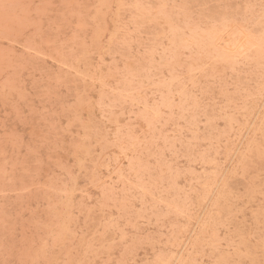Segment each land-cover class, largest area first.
<instances>
[{
	"label": "rangeland",
	"instance_id": "374dc122",
	"mask_svg": "<svg viewBox=\"0 0 264 264\" xmlns=\"http://www.w3.org/2000/svg\"><path fill=\"white\" fill-rule=\"evenodd\" d=\"M119 2L0 0V261L50 258L150 264L166 259L207 264L217 258L218 250L222 249L221 256L229 251L237 227L252 229L255 221L253 231L259 240V220L253 217V209L260 207L258 184L257 194L244 199L249 181L241 178L242 171L233 175L243 169L249 153L255 157L254 163L249 162L259 178L264 105L258 64L247 69L243 84L233 89L240 107L248 108L242 122L231 123L236 105L213 103L198 125L192 123L190 113L187 120L179 121L186 129L179 140L178 128H166L168 142L161 139L151 153L146 147L138 150L130 167V154L122 153L119 145L130 143L131 132L138 135L147 127L139 104H132L139 94L136 85L116 71L119 58L111 54L102 58V48L94 41L123 27L120 18L135 11L107 6ZM143 2L171 5L167 14L180 29L175 43L188 41L195 46L196 62L188 61L194 72L216 66L221 72L227 69V80L239 50L258 43V37L231 31L214 11L199 7L201 0ZM203 2L216 5L220 0ZM229 2L258 4L259 0ZM188 4L194 7H184ZM136 15L147 17L143 11ZM85 21L89 27H78ZM168 23L153 25L161 39L171 31L165 27ZM161 91L151 88L147 96L159 99L155 93ZM76 111L85 119L91 113L103 125L105 136L119 143L96 147L100 141L93 137L91 151L78 157L72 142L83 136V128L74 125L65 132ZM105 111L109 118L102 120ZM117 120L123 126L119 137ZM53 121L59 130L49 127ZM37 150L42 163L25 178L20 165ZM82 161H86L83 166ZM87 205L98 206L91 216ZM57 239L69 243L49 247V255L41 257V250Z\"/></svg>",
	"mask_w": 264,
	"mask_h": 264
},
{
	"label": "snow or ice",
	"instance_id": "6c2138e0",
	"mask_svg": "<svg viewBox=\"0 0 264 264\" xmlns=\"http://www.w3.org/2000/svg\"><path fill=\"white\" fill-rule=\"evenodd\" d=\"M107 6L114 7L121 12L128 9L135 10L128 13L127 17L120 18L123 27L118 26L113 29L111 35H100L98 41L94 37V41L98 42L102 48L101 57L103 58L108 54L118 57L119 59L115 60L116 71L126 79H130L136 85V91L139 94L132 99V104L133 106L139 104L142 110L141 115L147 127L137 135L135 132H131L132 126L129 125L130 143L119 145L122 153L130 154V167L137 159L136 153L138 150L146 147L147 151L151 153L153 148L159 147L161 139L168 142L169 137L165 135L166 128H178L175 137L179 140L186 131L185 128L180 126L179 121L187 120L190 113L192 123L198 125L199 120L204 118L203 114L207 112L208 107L213 103L221 106L224 104L236 105L231 123L235 126L237 123L242 122V117L246 116L248 108L240 107V101L233 93V89L243 84L247 75L246 70L257 64L261 78L260 103L264 105V0H259L258 4L251 2L230 3L229 0H220L216 5H210L201 0L199 4L201 8L214 11L216 13L215 18L217 20L222 19L231 31L241 36L247 35L249 38L258 37V43L249 45L247 50L244 48L239 50L241 55L235 57L231 67L233 75L227 77V80L225 79L227 69L221 72L216 66L205 65L204 68H197L195 72L192 70L193 65L189 64L188 61L196 62L194 59L195 46L188 41H184L183 45L175 43V33L180 30L179 22L168 16L167 10L171 7L168 3L153 4L145 3L143 0L128 3L126 0H120L118 4ZM184 7L193 8L194 6L188 4ZM257 9H259L258 13ZM136 11L146 12L147 17L136 15ZM153 13H155V16H153ZM163 20L169 21L165 27H171V31L164 33V38L161 39V35L157 34V28L153 25H159ZM78 27H89V25L85 21L78 24ZM102 27V24L98 25L97 31ZM183 31L187 32L188 29L185 28ZM121 64L123 67L120 66ZM197 72L200 75H197ZM209 72L214 74L210 76ZM154 81L156 83H153ZM228 81H235V83ZM151 88L164 90L155 93L159 96V99L152 100L147 96V91ZM245 90L247 91V88ZM252 99L253 96L248 94L247 100L251 101ZM116 103H120V101H116ZM101 110L103 111V100H101ZM261 113L264 116V108L261 109ZM108 118L109 113L105 111L102 120ZM74 125L82 127L84 130V134L79 141L74 137L72 142V148L78 157L87 155L91 151L92 145L89 141L93 137L96 141H100L99 144H96V147L101 145L105 148L115 147L119 143L118 139L113 140L110 136H105L103 125L94 120L91 113L85 119L81 111H76L73 120L66 126L65 132L72 130ZM49 127L59 130V126L55 121L51 122ZM108 131H111V129ZM122 132L123 126L117 120L115 135L119 137ZM157 132L161 133L160 137L156 136ZM260 133L261 152L258 181L255 178V169L252 167V163L249 162L251 160L254 163L255 157L250 156L249 153L245 154L243 169L238 168L233 173L234 176H240L242 171L241 178L249 181V194L244 199H251L257 194L258 184L260 207L258 211L253 209V217L259 220V240L257 241L256 234L253 231L256 227L255 221L252 229L246 230L237 227L232 233L233 238L228 245L229 251L221 256L220 251L222 249L218 250L217 258L208 261L207 264H264V119L260 124ZM149 137H151L150 144ZM56 142L59 143V138ZM151 158V155H149V159ZM84 162L86 161H82V166ZM41 163L42 160L37 150L35 154L20 165L25 178L34 174ZM141 163L146 162L141 158ZM57 166L63 168L60 161H57ZM237 198L240 199V197ZM243 206V200H241V207ZM97 207V205H87V214L91 216ZM99 207L102 208L103 205H99ZM228 227L231 229L232 225L229 224ZM68 243L67 240L57 239L55 243H49L42 249L39 255L47 257L49 247H55L57 244L64 246ZM0 264H89V262L87 260L68 261L39 258L31 261L5 259L0 261ZM96 264H99V261ZM120 264H133V262L122 260ZM150 264H176V262L157 259L150 262Z\"/></svg>",
	"mask_w": 264,
	"mask_h": 264
}]
</instances>
